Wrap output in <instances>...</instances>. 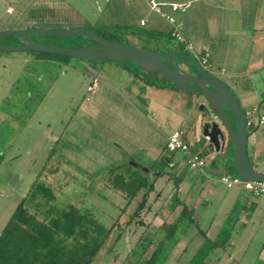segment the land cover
<instances>
[{"label": "rangeland", "instance_id": "rangeland-1", "mask_svg": "<svg viewBox=\"0 0 264 264\" xmlns=\"http://www.w3.org/2000/svg\"><path fill=\"white\" fill-rule=\"evenodd\" d=\"M79 2L84 4L82 0ZM80 4L78 0H0V31L64 29L66 26L54 24V21L60 15L71 19ZM36 37L44 40L41 35ZM68 41H63L65 46H70ZM149 43L151 45L144 43L143 47H154L156 42ZM163 43L172 45L167 39ZM4 44L18 46L19 40L9 38ZM31 54L40 60L19 59L33 56ZM0 57L5 59H0V234L33 183L44 182L56 196L52 205L66 208L72 204L107 228L116 225L95 264H127L129 252L136 248L143 234L153 233L166 219L164 213L156 216L154 211L165 202L169 188H165L164 178L159 180L156 184L158 191L150 195L149 204H155L152 212H142L139 220L144 222L143 225L134 223L127 228L126 223L142 194L123 212L127 200L113 187L112 173L120 170L118 167H132L133 164L150 167L155 164L153 157L158 154L151 157L145 152H137L119 156L112 149L110 135L119 130L112 129L111 122L104 121L106 116L111 117L110 112L89 100L87 87L91 76L84 67L90 62L32 52H0ZM47 59L49 61H45ZM50 59L55 62H50ZM123 64L136 66L132 62ZM150 90L152 99L160 102L158 107L152 106L155 110L149 118L153 123L168 132H189L186 139L197 152L207 149L210 152L208 162L216 158V152L207 148L208 142L203 137L205 122L213 120L207 99L176 90H156V94L154 89ZM139 108L146 110L142 105ZM111 120L114 121L113 128H117L113 116ZM184 121L186 124L178 129ZM193 124L196 134L190 127ZM199 138L204 139L205 145L198 141ZM254 166L259 171L264 170V162ZM204 171L212 176L214 191L206 198L208 205L200 211L199 228L192 227L179 237L177 225L168 227L164 236L168 234L172 239L166 243L167 259L163 264H187L205 241L199 229L207 231L208 237L214 239L219 234L215 231L219 226L226 232L231 230L230 239L224 248L214 252L207 264H264V228L260 226L264 218L259 216L261 211L252 217L247 228L241 229L238 223L233 230L242 210L236 206L230 216H227V211L234 207L239 188H226L221 183L222 171L215 172L209 165ZM159 191H164L163 195L155 202ZM200 215L194 213V218L197 220ZM212 220L215 223L211 227ZM155 248V244L149 246L146 259L152 256Z\"/></svg>", "mask_w": 264, "mask_h": 264}, {"label": "crops", "instance_id": "crops-1", "mask_svg": "<svg viewBox=\"0 0 264 264\" xmlns=\"http://www.w3.org/2000/svg\"><path fill=\"white\" fill-rule=\"evenodd\" d=\"M79 1L78 4L81 3ZM149 1L82 0L84 4H80V8H75V13L71 19H64L65 17L60 15L61 17L56 19L54 24L63 25L66 28L88 27L96 29L105 26L113 27V25L129 27L131 28V32L126 35L129 43L144 48V43L150 45L151 43L141 39L138 35L132 34V30L143 26L147 28V31L156 33L174 30L172 25L164 18L151 11ZM155 1L164 4V11L182 24L184 37L195 45V53L189 52L190 55L195 57L199 62L202 58L201 56L209 59L211 74H208V72L207 74L217 77L232 89L245 111L258 107V114H260L264 109V0ZM187 2L191 3V5L185 12H174L170 7V4ZM106 9L109 11H106ZM143 20L147 21L145 25L141 24ZM58 46H65V43ZM189 53L187 51L185 54ZM171 54H178L181 58L179 65L182 71L193 75L198 74L197 67L187 64L185 58L180 55V52H173ZM31 55L33 56L29 55L24 58L20 57L19 59L21 61L38 59L34 54ZM0 59L5 60L2 57ZM45 61H49V59ZM50 62L55 61L50 59ZM97 63L99 62H90L89 65H85L84 67L91 76L87 93L90 96V101L99 103L100 106H104L110 112L109 115L111 117L107 118L106 116L104 121L107 123L111 122L112 129L119 130L110 135L109 139H112L110 142L113 147L112 149L119 156H123L124 153L133 155L137 152H145L151 157L154 154H158L157 157H153L154 161L157 160L167 146L168 137L176 132V130L165 131L158 125H155L149 118L152 117L155 110L152 106L156 108L160 105L159 100L152 99L153 95L149 90L154 89L153 93L155 94L156 90H162L163 92L164 90H180L172 88L160 77L147 75V71H142V68L138 65L131 66L130 64L107 61L101 63V65L99 63V66ZM139 71H142V73ZM93 84H95L96 88L93 92H90L88 89ZM147 88L148 90H146ZM140 105L145 107L146 110L139 108ZM203 108L205 110L207 105L203 106ZM112 116L117 122V128H113L114 121L111 120ZM253 120L254 123H257V116ZM185 124L186 122L184 121L177 128H183ZM190 127L196 134V126L193 124ZM248 129L250 134L248 155L253 166L254 164L259 165V163L264 162V126L259 127L255 124ZM204 139L199 138L198 141L205 145V141L208 142V140L205 139L204 141ZM216 154V157L223 160L225 151L221 153L216 152ZM223 163L224 160L220 165L222 166ZM183 164L180 165V168ZM221 166H210V168L215 172H221ZM132 167L150 174V167L146 165L133 164ZM201 172L202 175L198 177L197 183L193 182V178H187L182 184L180 191V197L184 199L185 204L193 205L195 213L199 215L200 211L205 209L204 205L207 204L206 198L212 195L214 191L212 176L204 170ZM163 178L159 180L163 179L165 181V188H169L168 193L172 190V184L168 182L167 177ZM193 184L199 186L195 192L189 189ZM184 185L186 187H183ZM238 188V194L233 201L234 207L227 211V216H230L236 206H239L240 210H242L237 222L233 225V230H235L238 223L241 229L247 228L248 223L251 222L252 217L258 210L261 211L259 212V216L264 218V195L257 197L258 199H253L255 196L251 193L240 187ZM156 191H158L157 188ZM188 199H191L189 203H187ZM199 221H201V215ZM211 223L212 227L215 221L212 220ZM260 226L264 228V219L261 221ZM221 229V226H219L215 231L218 233Z\"/></svg>", "mask_w": 264, "mask_h": 264}, {"label": "trees", "instance_id": "trees-1", "mask_svg": "<svg viewBox=\"0 0 264 264\" xmlns=\"http://www.w3.org/2000/svg\"><path fill=\"white\" fill-rule=\"evenodd\" d=\"M112 28L115 30L109 31ZM112 28L93 29L87 27L85 29L95 31L110 41L129 43L126 35L131 32V28L122 26ZM132 34L138 35L141 39L148 41V43L149 41L156 42L155 47H146L144 49L164 53L180 52L182 56L187 52L184 45L176 41L173 29L170 32L156 33L147 31V28L143 26L132 30ZM36 36L34 35L33 37L40 41ZM41 36L44 38L41 41L44 44L63 45V41L69 40L71 43L69 47L95 45L83 36H76L71 39ZM164 39L171 41L172 45L169 46L163 43ZM38 55L52 56V54L45 53H38ZM54 56L62 57L55 54ZM191 57L195 59V57ZM141 70L144 71L143 69ZM146 74L160 77L174 88L168 80L160 75L150 72H146ZM186 133L185 138L187 137ZM189 144L192 152L196 153L197 151L193 145ZM207 148L215 152L214 147L209 143ZM199 153L209 166H221L222 159L220 160L219 157L208 162L207 157L210 152L207 149ZM223 157L224 163L221 166L223 175L238 176L233 165V148L230 144L225 150ZM154 163V165L150 166V174L145 173L141 169L128 166L118 167L120 170H115V173H112L111 183L113 187L120 191L127 200L123 212H126L127 208L136 202L137 198L142 194L141 201L137 204L129 221L126 223L127 228L134 223H136V226L143 225L144 222L139 220L142 212L145 210L147 214L152 212L155 204H149L150 195L155 193L156 183L159 179L167 177L168 182L172 184V190L165 196L166 203H162L154 211L156 216L164 213L166 219L153 233L145 232L143 234L136 243V248L129 252L126 260L127 264H163L167 259L166 243L172 239L168 234L164 236L167 228L173 224L177 225L179 237L185 235L192 227L199 228V219L196 220L194 218L195 210L193 205L185 204L184 199L180 197V191L182 184L187 178H193V182L197 183L198 177L202 175V170L190 169L186 165L185 156L181 152H170L167 147ZM181 164L183 165L180 168ZM195 188L198 189L199 186L193 184L189 189L192 191ZM161 195H163V192L159 191L155 202L160 200ZM55 200L56 196L47 184L39 181L33 183L26 198L17 205L10 220L0 234V264H95L97 262L116 225L113 224L107 228L91 215L83 213L78 206L69 204L66 208H59L52 205L51 202ZM199 232L203 235L205 241L192 255L187 264H207L208 259L213 256L214 252L218 248H224L228 243L230 239L228 235L231 230H227V232L224 229L220 230L218 236L214 239L209 238L206 231L199 229ZM224 232L226 233L224 234ZM223 234L225 237L222 236ZM152 244H155L156 248L152 256L146 259L145 253ZM133 259L134 261L132 262Z\"/></svg>", "mask_w": 264, "mask_h": 264}, {"label": "water", "instance_id": "water-1", "mask_svg": "<svg viewBox=\"0 0 264 264\" xmlns=\"http://www.w3.org/2000/svg\"><path fill=\"white\" fill-rule=\"evenodd\" d=\"M34 35L55 36L71 39L83 36L95 45L80 47L44 44ZM9 38L19 40L18 46L4 44ZM0 52H38L70 57L87 62H132L143 70L155 73L186 94L200 95L207 99L213 120L203 126V137L216 152H224L229 144L233 148V165L244 181L264 182V171L254 168L249 155V129L246 111L238 97L217 77L207 74L201 63L184 54L187 64L195 65L198 74H188L180 68L178 54L148 50L127 42H114L85 28L26 29L0 31Z\"/></svg>", "mask_w": 264, "mask_h": 264}, {"label": "built area", "instance_id": "built-area-1", "mask_svg": "<svg viewBox=\"0 0 264 264\" xmlns=\"http://www.w3.org/2000/svg\"><path fill=\"white\" fill-rule=\"evenodd\" d=\"M162 3H159L155 0L149 1V7L152 12L160 15L164 18L172 27L174 28L175 39L177 42L184 45L187 51L190 53H195V45L190 40H187L182 32V24L178 22L173 16L168 15L163 9ZM191 3H181V4H170L171 9L174 12H185L190 7ZM146 20L141 22L142 25L146 24ZM202 67L205 71H210V61L207 57H202L200 60ZM95 84L89 87V91L93 92L95 90ZM259 113V108L254 107L248 111H246V117L248 120V128L253 127L257 124L259 127L264 126V109ZM257 116V123H254V117ZM167 149L170 152H181L185 156L186 165L193 170H204V168L208 165L207 161L200 156L199 152H192L190 144L187 142L185 138V131L179 130L172 133L168 137L167 141ZM221 183L228 189L234 187H240L243 190L251 193L255 197H260L264 195V182H256V181H244L239 176L233 175H222Z\"/></svg>", "mask_w": 264, "mask_h": 264}]
</instances>
